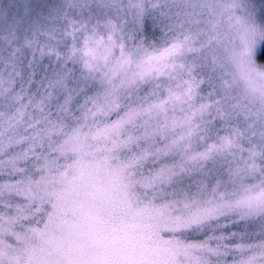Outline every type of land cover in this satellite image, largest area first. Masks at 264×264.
Instances as JSON below:
<instances>
[{
  "label": "snow or ice",
  "instance_id": "snow-or-ice-1",
  "mask_svg": "<svg viewBox=\"0 0 264 264\" xmlns=\"http://www.w3.org/2000/svg\"><path fill=\"white\" fill-rule=\"evenodd\" d=\"M0 264H264V0H0Z\"/></svg>",
  "mask_w": 264,
  "mask_h": 264
}]
</instances>
